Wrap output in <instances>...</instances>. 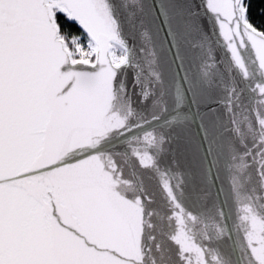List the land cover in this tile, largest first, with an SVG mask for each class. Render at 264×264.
Masks as SVG:
<instances>
[{
	"label": "snow or ice",
	"instance_id": "obj_1",
	"mask_svg": "<svg viewBox=\"0 0 264 264\" xmlns=\"http://www.w3.org/2000/svg\"><path fill=\"white\" fill-rule=\"evenodd\" d=\"M142 11L149 29L142 33L149 57L143 63L145 44H129L108 0H0V264L121 259L113 234L123 198L104 165L102 142L118 139L140 168L157 166L160 145L173 131L166 126L177 117L183 124L191 108L200 144L211 151L216 101L198 102L189 39L204 32L210 17L239 64L231 38L259 55L264 29L249 18V0H148ZM61 21L83 33L86 48L76 36L68 43ZM134 105L142 115L131 120ZM257 124L264 128V118ZM246 154L254 162L264 156V132ZM257 171L264 178V161ZM163 187L176 201L167 181ZM246 243L249 264H264L258 253L264 233H250Z\"/></svg>",
	"mask_w": 264,
	"mask_h": 264
},
{
	"label": "water",
	"instance_id": "obj_2",
	"mask_svg": "<svg viewBox=\"0 0 264 264\" xmlns=\"http://www.w3.org/2000/svg\"><path fill=\"white\" fill-rule=\"evenodd\" d=\"M108 2L129 44H145L143 63L149 58L142 36L149 30L142 11L148 0ZM231 44L242 58L239 64L210 17L204 32L189 39L194 61L190 76L198 102L203 105L209 96L216 101V112L210 114V152L200 144L193 122L198 114L191 108L183 111V124L177 117L176 123L166 126L173 131L160 145L157 166L140 168L118 139L102 142L104 165L114 178V191L123 198L119 201L121 226L113 234L121 259L107 257L109 261L124 264L128 258L126 264H249L246 237L264 233V178L257 171L264 156L254 162L246 154L264 132L257 124L264 118V94L259 91L264 87V49L257 55L235 36ZM125 83L131 90V81ZM134 106L131 120L142 115L140 106ZM205 122L208 124L209 118ZM180 128L184 131L177 138L174 133ZM166 181L176 201L163 187ZM189 212L196 215L195 221L188 217ZM181 248L186 250L184 261L180 259ZM258 253L264 257V249Z\"/></svg>",
	"mask_w": 264,
	"mask_h": 264
},
{
	"label": "trees",
	"instance_id": "obj_3",
	"mask_svg": "<svg viewBox=\"0 0 264 264\" xmlns=\"http://www.w3.org/2000/svg\"><path fill=\"white\" fill-rule=\"evenodd\" d=\"M249 18L257 28L264 29V0H249ZM63 26L61 32L63 36L68 40V43L73 36H80L83 33H76L72 27L66 23L60 22Z\"/></svg>",
	"mask_w": 264,
	"mask_h": 264
},
{
	"label": "rangeland",
	"instance_id": "obj_4",
	"mask_svg": "<svg viewBox=\"0 0 264 264\" xmlns=\"http://www.w3.org/2000/svg\"><path fill=\"white\" fill-rule=\"evenodd\" d=\"M76 37H77V40H78L82 45H84L85 48H86V44H87V39H86V37H84L83 35L76 36ZM69 44L71 45V39H70V41H69ZM72 47H73V50H74V45H73ZM86 50H87V49H86Z\"/></svg>",
	"mask_w": 264,
	"mask_h": 264
}]
</instances>
